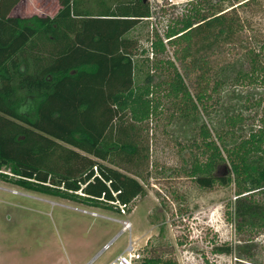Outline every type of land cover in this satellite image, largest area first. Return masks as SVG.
I'll return each mask as SVG.
<instances>
[{
    "label": "trees",
    "instance_id": "16d2710c",
    "mask_svg": "<svg viewBox=\"0 0 264 264\" xmlns=\"http://www.w3.org/2000/svg\"><path fill=\"white\" fill-rule=\"evenodd\" d=\"M20 1L0 0V166L11 173L0 176L91 207H127L144 188L120 169L140 164L143 123L158 110L162 96L186 119L198 114L208 97L194 86L191 91L174 60L158 57L166 53L164 39L217 24L231 32L235 22L204 14L200 1L188 2L167 24L164 38L156 32L150 52L142 51L151 62L142 77L137 46L127 34L152 17L148 0H57L53 15H14ZM240 27L237 19V31ZM261 48L209 71L215 88L230 81L264 87ZM244 119L241 113L228 118L227 139L213 137L202 122L205 160L194 162L190 172L200 187L234 185L228 218L239 229L264 227V202L255 198L264 193V127L242 134ZM225 164L229 172L218 175ZM214 250L229 254L232 247ZM142 260L162 264L157 257Z\"/></svg>",
    "mask_w": 264,
    "mask_h": 264
},
{
    "label": "rangeland",
    "instance_id": "374dc122",
    "mask_svg": "<svg viewBox=\"0 0 264 264\" xmlns=\"http://www.w3.org/2000/svg\"><path fill=\"white\" fill-rule=\"evenodd\" d=\"M148 1L152 17L127 34L137 46L142 77L151 65L142 51L150 52L156 32L164 38L167 24L188 2L200 1L204 14L235 22L231 32L217 24L209 31L196 27L189 35L164 39L166 53H158L174 60L192 92L194 86L208 96L198 105L199 113L186 119L172 99L162 96L158 110L143 123L140 164L120 169L135 177L144 192L118 210L31 191L0 176V264H80V259L81 264H107L129 240L143 257L160 258L162 264H264V227L239 229L228 218L234 185L204 188L190 175L194 162L205 160L202 122L213 137L217 133L226 139L228 118L237 113L245 118L242 134L264 127V87H237L230 81L215 88L209 72L264 46V0ZM57 5V0H21L12 13L53 15ZM237 19L244 25L239 31ZM217 172L227 174L229 168L220 165ZM1 174L11 175L10 169L0 166ZM255 198L264 202V193ZM221 245H231L232 251L215 252Z\"/></svg>",
    "mask_w": 264,
    "mask_h": 264
},
{
    "label": "built area",
    "instance_id": "2783aa9c",
    "mask_svg": "<svg viewBox=\"0 0 264 264\" xmlns=\"http://www.w3.org/2000/svg\"><path fill=\"white\" fill-rule=\"evenodd\" d=\"M143 256L129 240L124 250L107 264H143Z\"/></svg>",
    "mask_w": 264,
    "mask_h": 264
},
{
    "label": "water",
    "instance_id": "95a60500",
    "mask_svg": "<svg viewBox=\"0 0 264 264\" xmlns=\"http://www.w3.org/2000/svg\"><path fill=\"white\" fill-rule=\"evenodd\" d=\"M222 166H226L227 168H229V166L226 165V164H225V165H222ZM219 167H220V166H219ZM219 167H218V168H219ZM218 168H217V171H218ZM217 174H218V172H217ZM218 175H225V174H218Z\"/></svg>",
    "mask_w": 264,
    "mask_h": 264
},
{
    "label": "crops",
    "instance_id": "0c3cea01",
    "mask_svg": "<svg viewBox=\"0 0 264 264\" xmlns=\"http://www.w3.org/2000/svg\"><path fill=\"white\" fill-rule=\"evenodd\" d=\"M122 231V230H121ZM81 259H80V264H81ZM86 264H94V262H92V260L90 261V262H88V263H86Z\"/></svg>",
    "mask_w": 264,
    "mask_h": 264
},
{
    "label": "bare ground",
    "instance_id": "6f19581e",
    "mask_svg": "<svg viewBox=\"0 0 264 264\" xmlns=\"http://www.w3.org/2000/svg\"><path fill=\"white\" fill-rule=\"evenodd\" d=\"M129 226V224H126V227H128Z\"/></svg>",
    "mask_w": 264,
    "mask_h": 264
}]
</instances>
